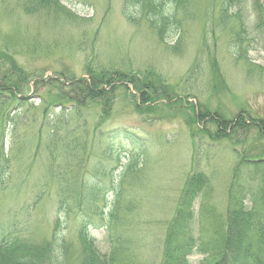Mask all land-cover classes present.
<instances>
[{"label": "rangeland", "instance_id": "374dc122", "mask_svg": "<svg viewBox=\"0 0 264 264\" xmlns=\"http://www.w3.org/2000/svg\"><path fill=\"white\" fill-rule=\"evenodd\" d=\"M161 2L173 10L170 0ZM251 3L181 0L180 28L162 41L144 20L126 21L124 0H0V240L10 235L41 248L55 238L67 243L65 264H81L84 227L106 258L112 245L104 216L114 200L112 189L86 201L96 209L83 222V202L71 195L63 202L60 188L73 179L98 187L120 182L115 237L123 251L117 264H163L184 184L201 175L208 184L192 203L194 217L171 229L170 246L181 257L185 251L176 248L193 237L198 245L205 241L206 253H219L221 234L236 209L229 206L230 186L238 199L263 188L264 168H237L236 155L264 158L259 132L253 127L232 132L229 126L225 138L217 133L221 119L241 114L264 119V31L255 29ZM258 3L264 11V0ZM225 6L229 16L223 21ZM102 72L133 76L139 89L122 78L127 91H115L104 123L100 105H87L76 116L63 114L69 104L53 99L55 83L88 81L89 73ZM145 89L152 103L143 104ZM56 115L67 121L49 138ZM114 129L136 133L144 148L108 140ZM257 218L253 225L261 224ZM185 260L210 264L215 258L194 249Z\"/></svg>", "mask_w": 264, "mask_h": 264}, {"label": "trees", "instance_id": "16d2710c", "mask_svg": "<svg viewBox=\"0 0 264 264\" xmlns=\"http://www.w3.org/2000/svg\"><path fill=\"white\" fill-rule=\"evenodd\" d=\"M38 1L39 3H42L46 0ZM237 1L238 4H240L242 0ZM170 2L173 5V10L171 11L164 8L165 3L161 2V0H124L121 14L126 21L131 24H137L144 20L151 29L157 32L160 39L164 41L169 33L171 35L172 33L177 32L180 28V22L176 18V13L179 10L181 0H170ZM258 2L259 0H252L251 3L252 11L254 13V26L256 30L263 32L264 11ZM228 11L229 10L226 6L222 9L221 19L223 21L229 16ZM242 31L244 32L241 27V32ZM238 33L236 35L239 38ZM122 78L129 80L125 82L126 84H129L127 82H130L136 90L139 89V82L136 81L133 76H113L106 72L97 74L89 73L88 81L85 79H73L72 82L66 85L55 81L59 86L55 83L54 88L57 87L58 90L52 97L59 102V106L64 102H68L69 106H65L63 108L64 110L61 109L65 115L73 113V116H76L77 113L81 111V108H84L87 105H100V122L104 123L106 120H109L112 114L111 99L115 96V91L117 92L119 89H124L125 92L127 91V86H125V83H122ZM115 84H118L121 88L117 86L113 87ZM147 92L148 90L145 89L144 93H141L143 96V104H147L148 102L152 103ZM138 107L139 106L138 104L136 105V103L133 105L134 112L140 115L141 109ZM54 121H57V125L50 130L52 135H49V138L58 135V125L61 121L64 122L67 121V119L64 115L61 117L56 115ZM219 125L222 126L217 132L220 136L216 134L219 138H225L224 136H226V130L229 126L234 129L232 132H246L244 130L245 128L250 132V130H252L250 128L253 127L259 132L258 139L264 140V119L256 120L249 118L246 120L241 114L233 121L221 119ZM106 136L108 140H126L129 144L136 146L141 150L145 146L143 139H141L140 136L126 129L111 130ZM64 152L65 150H63L62 155L69 154L68 150H66L65 153ZM236 155L239 158L237 168H249L251 166H253L254 169L260 167L264 168V158L259 159L256 158L255 155L247 158L245 153L242 156L238 152H236ZM235 174L236 172L234 175ZM103 175L105 174L103 173ZM68 179V174L60 178L62 184ZM2 180L0 178V183ZM259 181L263 184V188L258 192L244 191L243 194L239 195V199L235 197L234 187L230 186L228 190L230 198L229 206L235 204L236 209L230 211V215L228 216L229 224L224 227L225 234H221L222 242L218 245L220 252L216 253L214 250H208L209 253H206V249L210 248L204 243L205 241H203L202 245H198L197 242H195L196 238L190 237L186 243L181 242L180 246L176 248L178 251H185V255L181 256L184 257V260L191 255L195 249L198 253L201 251L202 253L215 258L210 264H264V178ZM207 184L208 180L201 175H193L188 178L179 197L178 211H176L172 219V224L174 223L175 226L171 229L177 230L178 224L181 228L183 224L186 222L188 224L193 219L192 203L199 198V194ZM101 186L102 187H98L91 183L77 185L76 181L73 179L71 184H66L60 188L61 199L63 202L66 198H70V195L71 199L75 198V203L80 204L83 202V205L85 206L83 207V210L79 211V215L83 222L84 218L86 221H90L88 219L95 215L93 210L96 209V206L86 204V201L99 200V197L108 189H112L114 195L112 206L104 216V220H106L105 227L107 229V235L109 236L113 249L111 248L108 257L101 258L96 251L93 241L87 237L86 228L82 227L79 232V244L83 251L81 264H117L119 261L117 256L123 251V245L120 244L115 237L117 222H119L117 217L123 203L122 184L119 182L116 183L115 186H113L112 183L109 185L103 184ZM246 201L249 202V208L245 206ZM256 216L260 217V225H253L251 223L252 217L258 219ZM171 229L169 233L166 234V245L168 244V247H166L165 250L163 264H182L180 263L181 257L177 255L173 256L174 249L171 248L170 241H172L174 230ZM252 232H255V234ZM66 246L67 243L65 241L53 238L47 243V245H44L41 248H36L33 244L27 243L26 240H21L18 237L10 235L4 236V238L0 240V264H65ZM176 252L177 251L175 250L174 253Z\"/></svg>", "mask_w": 264, "mask_h": 264}]
</instances>
